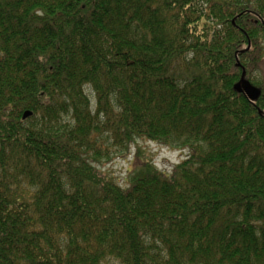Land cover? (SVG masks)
<instances>
[{
	"label": "trees",
	"instance_id": "16d2710c",
	"mask_svg": "<svg viewBox=\"0 0 264 264\" xmlns=\"http://www.w3.org/2000/svg\"><path fill=\"white\" fill-rule=\"evenodd\" d=\"M109 260L264 264V0H0V264Z\"/></svg>",
	"mask_w": 264,
	"mask_h": 264
},
{
	"label": "rangeland",
	"instance_id": "374dc122",
	"mask_svg": "<svg viewBox=\"0 0 264 264\" xmlns=\"http://www.w3.org/2000/svg\"><path fill=\"white\" fill-rule=\"evenodd\" d=\"M142 152V158L151 162L158 170L169 173L174 165L184 159L187 151L171 150L147 140H137L132 145L130 155L126 159L113 158L108 163H98L97 169L114 178L116 182L124 186V178L131 168L134 155L137 150ZM105 264H117L114 261H107Z\"/></svg>",
	"mask_w": 264,
	"mask_h": 264
},
{
	"label": "water",
	"instance_id": "95a60500",
	"mask_svg": "<svg viewBox=\"0 0 264 264\" xmlns=\"http://www.w3.org/2000/svg\"><path fill=\"white\" fill-rule=\"evenodd\" d=\"M234 90L238 93L244 94L252 102L256 101L260 94L259 90L244 79L243 75L241 80L234 86ZM30 115V112H25L22 119L24 120Z\"/></svg>",
	"mask_w": 264,
	"mask_h": 264
}]
</instances>
